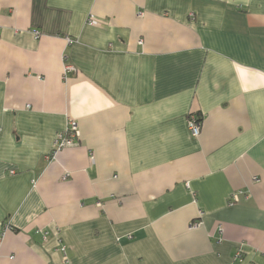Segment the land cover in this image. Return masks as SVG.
<instances>
[{"label":"crops","instance_id":"1","mask_svg":"<svg viewBox=\"0 0 264 264\" xmlns=\"http://www.w3.org/2000/svg\"><path fill=\"white\" fill-rule=\"evenodd\" d=\"M0 264H264V0H0Z\"/></svg>","mask_w":264,"mask_h":264},{"label":"built area","instance_id":"2","mask_svg":"<svg viewBox=\"0 0 264 264\" xmlns=\"http://www.w3.org/2000/svg\"><path fill=\"white\" fill-rule=\"evenodd\" d=\"M86 23L89 25H94L97 23V21L93 15H89L86 19ZM35 33H37V32H35ZM63 72H64V75H67L68 73L75 72V67L70 63H65L64 67H63ZM186 123H187V128H188L190 134L193 137H198V135L200 133L201 122H200V120H198L197 116L194 113L189 114L187 116ZM77 143H78L77 123L73 119H69L66 123L64 130L56 135L52 150L50 151L48 158L49 159L52 158L53 155L58 150H60L64 147H70V146L77 145ZM240 194H241V192L233 193L229 199V203H234V202L238 201ZM98 205H100V204H98ZM192 225H197V222L192 223ZM46 234L47 233L44 232V235H46ZM59 250L62 253V259L64 261H66L67 257H66L65 247L63 245H61L59 247Z\"/></svg>","mask_w":264,"mask_h":264},{"label":"trees","instance_id":"3","mask_svg":"<svg viewBox=\"0 0 264 264\" xmlns=\"http://www.w3.org/2000/svg\"><path fill=\"white\" fill-rule=\"evenodd\" d=\"M195 115L197 116L198 120H200V116H198L197 114H195Z\"/></svg>","mask_w":264,"mask_h":264}]
</instances>
